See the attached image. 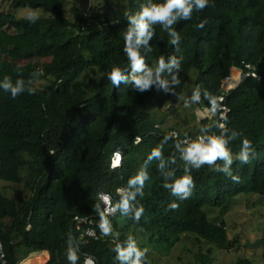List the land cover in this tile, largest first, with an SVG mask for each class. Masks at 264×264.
<instances>
[{"label":"trees","instance_id":"16d2710c","mask_svg":"<svg viewBox=\"0 0 264 264\" xmlns=\"http://www.w3.org/2000/svg\"><path fill=\"white\" fill-rule=\"evenodd\" d=\"M91 1L87 13L73 6L69 20L63 14L64 0H7L15 10H42L51 16L34 23L0 13V182L18 185L22 182L19 173L25 170L28 192L19 198L0 192V243L7 264H19L21 246L42 252L23 264H42L44 251L49 255L44 264H70L69 250L79 256L77 264H83L86 257L95 264H121L113 249L117 244L127 247L128 235L105 236L99 225L97 233L104 239L80 242L74 219L86 217L96 223L107 218L112 233L122 224L123 229L140 231L155 246L169 247L189 237L220 251L232 250L235 243L228 239L224 223H209L203 209L216 210L223 217L237 196H264V0H209L203 11L194 9L191 20L179 18L171 25L180 35L178 46L171 44L172 38L160 24L153 25L147 45L137 44L134 34L132 45L144 58V71L133 69L124 40L129 29L136 27L130 17L149 0H127L124 12L116 0ZM244 52L250 69L242 63ZM161 56L165 65L172 58L179 61V69H164L165 78L160 77L162 71L158 75L156 71ZM113 67L124 77L118 87L108 79ZM148 70L153 82L142 91L135 86V78ZM233 70L256 77L247 76L225 93L222 81ZM193 72L208 113L200 119V129L190 134L157 126L144 111L147 99L155 94L180 97ZM6 76L13 87L17 80L24 82V91L15 99L3 88ZM233 77L241 78L237 71ZM41 82L45 83L42 90L36 89ZM28 88H34L35 94L30 95ZM221 97L225 98L221 106L229 110L224 134L226 147L233 153L230 170L239 176V183L204 165L191 172L196 185L193 195L180 201L163 187L184 175V161L176 146L184 148L185 139L218 133L209 118L218 116L212 103L219 104ZM170 131L178 132L179 138L170 137ZM234 132L240 135L233 139ZM245 138L251 141L247 164L236 159ZM158 146L162 157L149 159ZM118 150L123 157L121 167L110 169L111 157ZM216 163L224 166L223 161ZM142 171L148 175L143 189L139 184L130 187V178ZM101 194L117 206L132 194L135 199H129L126 214L118 207L110 218L102 215ZM171 203L179 208L170 210ZM139 205L144 214L137 222ZM198 255L200 264L211 263L207 255ZM233 264L251 263L244 259Z\"/></svg>","mask_w":264,"mask_h":264},{"label":"rangeland","instance_id":"374dc122","mask_svg":"<svg viewBox=\"0 0 264 264\" xmlns=\"http://www.w3.org/2000/svg\"><path fill=\"white\" fill-rule=\"evenodd\" d=\"M117 8L124 12L127 10V0H116ZM77 6L86 13L91 9L90 0H64L63 14L68 20L72 18L71 8ZM36 13L38 19L51 17L42 10L33 9H13L7 0H0V13L11 14L16 18L28 19V15ZM92 12V11H91ZM91 12L89 15H91ZM29 20V19H28ZM166 71H162L160 77H166ZM241 74V73H240ZM242 76V74H241ZM196 74L193 72L185 86L183 94L178 98H169L163 94L152 95L147 99L144 111L149 114L157 126L161 125L164 129L187 131L195 134L201 127L200 119L208 113L203 108L201 101H192L193 95H198L195 81ZM242 79V78H241ZM237 83H232L233 87ZM41 82L36 84V89L42 90ZM199 96V95H198ZM186 103L188 106H186ZM22 182L18 185H8L0 182V192L7 198H19L28 192L25 189L26 171H20ZM21 194V195H20ZM207 220L211 224L224 223L227 237L235 243L230 251H220L212 245L198 244L189 237H182L180 242L171 246H155L148 242V237L140 231L133 229L119 228L118 231L109 236L114 238L121 234H126L136 241L141 250L147 248L146 259L148 264H200L196 258L207 255L210 264H233L237 260H248L251 264H264L263 250L261 246L253 245L248 248L247 244H255L257 241L264 240V196L254 194L239 195L229 204L227 213L220 217L218 211L204 208ZM36 253V252H35ZM31 249L21 246L17 251V260L23 264L31 255Z\"/></svg>","mask_w":264,"mask_h":264},{"label":"clouds","instance_id":"9594fccd","mask_svg":"<svg viewBox=\"0 0 264 264\" xmlns=\"http://www.w3.org/2000/svg\"><path fill=\"white\" fill-rule=\"evenodd\" d=\"M208 3L209 0H164L162 4H156L151 3V0H149V3L147 5H142L141 10L134 16L130 17V23L135 24L136 27L135 29H129L128 33L125 34L124 40V52L126 53L133 69L136 71L145 70L144 58L139 55L138 51H136V49L132 45V37L134 34L137 37V44L144 43L145 45H147L148 41L152 39L155 31L153 25L160 24L164 29L168 31L169 36L172 38L170 41L171 44L174 46H178L180 42V35L171 28V25L175 23L179 18H182L184 20H191L194 9L197 12L203 11L208 7ZM28 19L29 21L34 23L36 19H38V17L36 16L35 12H32L30 15H28ZM205 23H207L206 20L201 22L198 27L203 28ZM173 67L179 69V61H177L175 58H172L171 62L168 65H165L163 56H161L157 62V75L165 68L171 70V68ZM39 71L41 75H43V71ZM233 71L241 73L239 70ZM151 75V70H148L144 76L135 78V86L142 91L147 89L153 82L151 80ZM242 75L244 76L243 80L247 76H250V74ZM229 78L230 75L225 80ZM108 79L113 85H116L118 87L119 81L121 79H124V77L121 76L118 68L113 67L111 72L108 74ZM223 81L221 86L222 90L224 89ZM242 81L238 82L231 90L237 88ZM175 82L178 83V81ZM3 88L5 92L10 91L11 97L15 99L21 92L24 91V82L23 80H17L16 87H13L11 84V78L6 76ZM28 93L30 95L35 94V89L28 88ZM199 99L200 98L198 95H193L192 97V101L195 103H199ZM220 101H223L222 97L220 98ZM221 102L219 104L212 103V110L216 111L217 109H220ZM186 106H188L187 103ZM218 126L220 129H225L224 123H221ZM238 135H240V133L234 132L231 138L234 139ZM225 136L226 134L208 137L198 136L195 140L191 141L185 139L183 141V143L186 145L184 148H180L179 144H177L176 147L180 152V159L184 161V175L176 177L170 183L165 182L163 184V187L165 189H168L171 192V195L176 197L180 201L189 199L193 195V190L196 186L191 172L193 169L199 170L204 165L214 167L216 172H222L225 174V176L230 177L234 182L239 183V176L233 175L232 170H230V166L234 162L233 153L226 147L227 139H225ZM139 140L140 138L136 137V141L139 142ZM250 148L251 141L247 138L243 139L241 151L236 156V159H238L243 164L249 163L250 160L248 152ZM161 157L162 149L160 146H158L157 148L153 149L149 156V159H160ZM114 158L120 162L119 164H116V167L120 166L123 160L122 154L120 152H116L114 154ZM218 160L224 162V166L222 168L216 163ZM146 179H148V175L146 172H138L135 176L130 178L129 186L131 187L139 184L142 190L144 187V181ZM109 199V196H105L106 201ZM129 199H135V194H132L131 197H125L119 202L118 207L122 209L124 214H126L129 210ZM178 208L179 204L177 203H171L169 205L170 210H176ZM143 214L144 207L143 205H139V207H137L135 210V221L138 222ZM100 228L105 236L110 235L113 231L111 223L107 220V218H102ZM113 250L116 253L115 258L119 260L121 264H148V261L146 259L148 249L145 248L141 250L139 247H137L136 241L131 236L129 237L127 247H123L117 244ZM67 259L70 264H77L79 256L74 251L69 250ZM85 264H95V262L92 259H86Z\"/></svg>","mask_w":264,"mask_h":264},{"label":"built area","instance_id":"2783aa9c","mask_svg":"<svg viewBox=\"0 0 264 264\" xmlns=\"http://www.w3.org/2000/svg\"><path fill=\"white\" fill-rule=\"evenodd\" d=\"M245 59H246V57H245V52H244L241 55L242 63L245 65L246 68L250 69L251 67H250L249 64L246 63ZM231 75H232V73L230 74V77H231ZM239 75L241 76L240 73H239ZM250 76L251 77H256L255 74H253V73L250 74ZM241 78H240V81L243 80L244 76L242 75ZM232 88H234V86L229 88V89H225L224 88L223 90H224L225 93H229V91ZM222 98H223V101L221 102L220 99H219V102L224 103L225 102V98L224 97H222ZM218 111H219V114H218V116L215 119H212L211 117L209 118V120H210L209 122H211L210 123L211 128L215 129V131L217 130V132H218V133H215V132L211 133L212 136H220V135L224 134L225 130H226V119H227V114L229 113V110L225 106H221L220 109H218ZM221 123L225 124V129H220L219 128L218 125L221 124ZM169 135L173 139H178L179 138V133L176 132V131H170ZM139 142H140V140H139ZM139 142H137L135 140L134 143L138 144ZM116 152H120L122 154V152L119 151V150L116 151ZM114 154L111 157L110 169H118V168L121 167V165L116 167V164H119L120 162L114 158ZM118 193L122 194L123 190L120 189L118 191ZM105 196L106 195H103V194H101L99 196V198H100V200L102 202V210H103L102 215L104 217H110V218L114 217L115 214H116L115 212H116V209L118 208V206L117 205H113L111 199L106 201L105 200ZM74 221L76 222V229L79 231L78 232L79 233L78 240L80 242L87 243L88 241H91V240L92 241H98L100 238L104 239V236L102 234H98L97 233V229L99 228L100 223H96L95 219L89 218V217H86V218H83V219L75 218ZM82 227H84V228H82ZM86 259H92V258L86 257L85 260ZM85 260H84L83 264H85ZM0 263L1 264H7V261L5 259V255H4V251H3V247H2L1 243H0Z\"/></svg>","mask_w":264,"mask_h":264},{"label":"water","instance_id":"95a60500","mask_svg":"<svg viewBox=\"0 0 264 264\" xmlns=\"http://www.w3.org/2000/svg\"><path fill=\"white\" fill-rule=\"evenodd\" d=\"M31 217H32V212L30 213L29 218H28L27 230L30 228L29 222H30V220H31ZM253 245H255L256 247H257V246H261L262 249H263V252H264V240L257 241L255 244H252V245L248 243V244H247V247H248V248H252ZM57 259H58V254H57Z\"/></svg>","mask_w":264,"mask_h":264},{"label":"bare ground","instance_id":"6f19581e","mask_svg":"<svg viewBox=\"0 0 264 264\" xmlns=\"http://www.w3.org/2000/svg\"><path fill=\"white\" fill-rule=\"evenodd\" d=\"M239 80H240V78H229V79H227V80H225V82H224V84H223V87L225 88V89H229V88H231V84L232 83H238L239 82Z\"/></svg>","mask_w":264,"mask_h":264},{"label":"crops","instance_id":"0c3cea01","mask_svg":"<svg viewBox=\"0 0 264 264\" xmlns=\"http://www.w3.org/2000/svg\"><path fill=\"white\" fill-rule=\"evenodd\" d=\"M233 78H234V77H233ZM239 81H240V80H239ZM234 83H235V82H234ZM44 252H46V259H45V261H43L42 264H44V263L49 259L48 252H47V251H44ZM36 253H42V252H36ZM34 254H35V252H34ZM31 256H32V255H31ZM31 256H30V257H31ZM30 257H29V258H30ZM29 258H28V259H29ZM28 259H27V260H28Z\"/></svg>","mask_w":264,"mask_h":264}]
</instances>
